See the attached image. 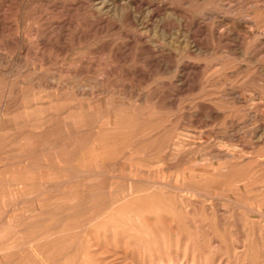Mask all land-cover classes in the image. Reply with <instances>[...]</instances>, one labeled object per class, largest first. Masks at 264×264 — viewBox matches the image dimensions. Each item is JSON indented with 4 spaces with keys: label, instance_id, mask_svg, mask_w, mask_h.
I'll return each mask as SVG.
<instances>
[{
    "label": "rangeland",
    "instance_id": "obj_1",
    "mask_svg": "<svg viewBox=\"0 0 264 264\" xmlns=\"http://www.w3.org/2000/svg\"><path fill=\"white\" fill-rule=\"evenodd\" d=\"M0 91V264H264V0H0Z\"/></svg>",
    "mask_w": 264,
    "mask_h": 264
},
{
    "label": "bare ground",
    "instance_id": "obj_2",
    "mask_svg": "<svg viewBox=\"0 0 264 264\" xmlns=\"http://www.w3.org/2000/svg\"><path fill=\"white\" fill-rule=\"evenodd\" d=\"M1 61H2V60H1ZM111 62H112V61H111ZM5 75H6V74H5ZM42 75H43V74H42ZM10 83H11V82H10ZM11 85H12V83H11ZM33 86H34V85H33ZM8 88H9V86L7 87V89H8ZM82 88H83V87H82ZM14 89H15V88H14ZM10 90H11V89H10ZM36 90H37V89H36ZM8 91H9V90H8ZM13 91H14V90H13ZM13 91H12V93H13ZM233 91H234V90H233ZM233 91H232V92H233ZM0 92H2V91H0ZM3 92H4V90H3ZM10 92H11V91H10ZM25 92H28V91H25ZM77 92H78V91H77ZM4 93H5V92H4ZM12 93H10V94H12ZM30 93H31V92H30ZM72 93H73V92H72ZM0 94H1V93H0ZM2 94H3V93H2ZM70 94H71V93H70ZM252 94H253V93H252ZM32 95H33V92H32ZM52 95H53V94H52ZM68 95H69V94H68ZM74 95H75V94H74ZM235 95H236V94H235ZM244 95H245V94H244ZM244 95H243V96H244ZM35 96H36V95H35ZM37 96H38V94H37ZM39 96H40V95H39ZM233 96H234V95H233ZM45 97H47V96H45ZM239 97H240V96H239ZM239 97H238V98H239ZM254 97H255V96H254ZM0 98H1V97H0ZM74 98H75V97H74ZM244 98H245V97H244ZM37 99H38V98H37ZM50 99H51V98H50ZM260 99H261V97H260ZM39 100H40V99H39ZM61 100H62V99H61ZM111 100H113V99L111 98ZM245 100H246V99H245ZM46 101H47V100H46ZM64 101H66V100H64ZM73 101H74V100H73ZM108 101H109V100H107V103H108ZM37 102H38V101H37ZM37 102H36V103H37ZM66 102H68V101H66ZM1 103H2V102H1ZM46 103H47V102H46ZM69 103H70V102H69ZM74 103H75V102H74ZM109 103H110V102H109ZM33 105H34V104H33ZM47 105H48V104H47ZM56 105H57V104H56ZM67 105H68V103H67ZM71 105H72V104H71ZM71 105L68 106V107H71ZM84 105H85V104H84ZM90 106H91V105H90ZM111 106H112V105H111ZM62 107H63V106H62ZM86 107H87V106H86ZM100 107H101V106H100ZM106 107H110V105H108V106L106 105ZM52 108H53V107H52ZM0 109H1V108H0ZM29 109H30V108H29ZM33 109H34V108H33ZM54 109H55V108H53V110H54ZM100 109H102V108H100ZM36 110H37V109H36ZM51 110H52V109H51ZM65 110H66V109H65ZM67 110H68V109H67ZM85 111H86V110H85ZM106 111H107V110H106ZM117 111H118V110H117ZM19 112H20V111H19ZM79 112H80V111H79ZM82 112H83V110H82ZM107 112H108V111H107ZM252 112H253V111H252ZM17 113H18V112H17ZM26 113H27V112H26ZM39 113H40V112H39ZM53 113H54V112H53ZM76 113H77V111H76ZM80 113H81V112H80ZM260 113H261V112H260ZM99 114H100V113H99ZM113 114H114V113H113ZM1 115H2V114H1ZM24 115H25V114H24ZM26 115H27V114H26ZM37 115H39V114H37ZM84 115H85V114H84ZM100 115H102V114H100ZM251 115H252V114H251ZM34 116H35V115H34ZM49 116H50V115H49ZM79 116H80V115H79ZM125 116H126V115H125ZM7 117H8V116H7ZM22 117H23V116H22ZM22 117H21V118H22ZM42 117H43V116H42ZM45 117H46V116H45ZM71 117H72V116H71ZM73 117H74V116H73ZM126 117H127V116H126ZM69 118H70V117H69ZM78 118H79V117H78ZM108 118H109V116H108ZM34 119H35V118H34ZM61 119H62V118H61ZM61 119L59 120L60 123H61ZM67 119H68V118H67ZM49 120H50V119H49ZM75 120H76V119H75ZM114 120H116V119H114ZM9 121H10V120H9ZM13 121H14V120H13ZM55 122H56V121H55ZM55 122H54V123H55ZM65 122H67V121H65ZM108 122H109V120H108ZM57 123H58V122H57ZM75 123H76V122H75ZM105 123H107V122H105ZM130 123H131V122H129V124H130ZM133 123H134V122H133ZM0 124H1V123H0ZM43 124H44V123H43ZM77 124H78V123H77ZM86 124H87V123H86ZM158 124H159V123H157L156 126H157ZM1 125H2V124H1ZM54 125H55V124H54ZM56 125H58V124H56ZM56 125H55V126H56ZM93 125H94V124H93ZM101 125H102V124H101ZM163 125H164V124H163ZM14 126H15V125H14ZM55 126H54V127H55ZM67 126H69V125H67ZM87 126H88V125H87ZM122 126H123V125H122ZM136 126H137V125H136ZM17 127H19V126H17ZM57 127H58V126H57ZM70 127H71V126H70ZM89 127H90V126H89ZM101 127H102V126H101ZM0 128H2V127H0ZM3 128H4V127H3ZM6 128H7V127H6ZM10 128H11V127H10ZM19 128H20V127H19ZM55 128H56V127H55ZM67 128H68V127H67ZM76 128H77V126H76ZM85 128H86V127H85ZM119 128H120V127H119ZM127 128H128V127H127ZM133 128H134V127H133ZM133 128H132V129H133ZM137 128H138V127H137ZM147 128H148V127H147ZM21 129H22V128H21ZM52 129H54V128H52ZM71 129H72V128H71ZM107 129H108V128H107ZM115 129H116V128H115ZM117 129H118V128H117ZM35 130H36V129H35ZM54 130H57V129H54ZM54 130H53V131H54ZM66 130H67V129H66ZM121 130H122V129H121ZM127 130H128V129H127ZM127 130H126V131H127ZM150 130L153 131L152 129H150ZM9 131L11 132V130H9ZM122 131H123V130H122ZM141 131H142V130H141ZM47 132H48V131H47ZM49 132H51V131H49ZM56 132H57V131H56ZM63 132H64V131H63ZM65 132H66V131H65ZM115 132H116V131H115ZM129 132H130V134H131V131H129ZM148 132H149V131H148ZM155 132H156V131H155ZM45 133H46V131L44 132V134H45ZM51 133H52V132H51ZM51 133H50V134H51ZM53 133H54V132H53ZM99 133H101V131H99ZM112 133H113V132H112ZM127 133H128V132H127ZM1 134H2V133H1ZM3 134H4V133H3ZM57 134H60V133H56L55 136H57ZM108 134H109V133H108ZM110 134H111V133H110ZM121 134H122V133H121ZM128 134H129V133H128ZM136 134H137V133H136ZM162 134H164V133L162 132ZM10 135H11V134H10ZM10 135H9V136H10ZM52 135H53V134H52ZM67 135H68V134H67ZM72 135H73V134H72ZM91 135H92V133H91ZM97 135H99V134H97ZM100 135H101V134H100ZM165 135L167 136V134H165ZM165 135H164V136H165ZM36 136H39V137H40L41 135L38 134V135H36ZM36 136H35V137H36ZM46 136H47V135H46ZM83 136H85V135H83ZM102 136H103V135H102ZM110 136H111V135H110ZM121 136H122V135H121ZM121 136H120V137H121ZM157 136H158V135H157ZM177 136H178V135H177ZM177 136H176V137H177ZM180 136H181V135H180ZM48 137H49V136H48ZM50 137H51V136H50ZM71 137H72V136H71ZM178 137H179V136H178ZM10 138H11V137H10ZM19 138H20V137H19ZM40 138H41V137H40ZM65 138H66V137H65ZM80 138H81V136H80ZM98 138H99V137H98ZM100 138H102V137H100ZM169 138H170V137H169ZM34 139H35V138H34ZM118 139H119V138H118ZM163 139H164V138H163ZM176 139H177V138H176ZM14 140H15V139H14ZM43 140H44V139H43ZM64 140H65V139H64ZM93 140H94V139H93ZM99 140H100V139H99ZM109 140H110V139H109ZM115 140H117V139H115ZM142 140H143V139H142ZM144 140H145V139H144ZM151 140H152V139H151ZM169 140H170V139H169ZM35 141H36V140H35ZM39 141H40V139H39ZM56 141H57V140H56ZM103 141H104V140H103ZM103 141H102V142H103ZM164 141H165V140H164ZM18 142H19V141H18ZM40 142H41V141H40ZM59 142H60V141H59ZM104 142H105V141H104ZM109 142H110V141H109ZM118 142H119V141H118ZM175 142H176V141H175ZM22 143H23V142H22ZM34 143H35V142H34ZM72 143H73V142H72ZM105 143H106V142H105ZM16 144H17V143H16ZM19 144H20V143H19ZM38 144H40V143H38ZM98 144H99V143H98ZM100 144H101V143H100ZM142 144H143V143H142ZM23 145H24V144H23ZM26 145H27V144H26ZM31 145H32V144H31ZM70 145H71V144H70ZM70 145H69V146H70ZM103 145H104V144H103ZM110 145H111V144H110ZM110 145H109V146H110ZM167 145H169V144L167 143ZM37 146H38V145H37ZM37 146H36V147H37ZM39 146H40V145H39ZM50 146H51V145H50ZM93 146H94V145H93ZM143 146H144V145H143ZM148 146H149V145H148ZM82 147H83V146H82ZM106 147H107V145H106ZM121 147H122V146H121ZM16 148H17V147H16ZM29 148H31V147H29ZM99 148H100V147H99ZM118 148H119V147H118ZM133 148H134V147H133ZM144 148H145V147H144ZM252 148H253V147H252ZM10 149H11V148H10ZM21 149H22V147H21ZM24 149H27V148H24ZM72 149H73V148H72ZM75 149H76V148H75ZM104 149H105V148H104ZM107 149H108V148H107ZM154 149H155V148H154ZM13 150H14V148H13ZM18 150H19V148H18ZM73 150H74V149H73ZM88 150H89V149H88ZM158 150H159V149H158ZM160 150H161V148H160ZM78 151H79V150H78ZM98 151H100V149H99ZM98 151H96V152H98ZM153 151H154V150H153ZM166 151H167V150H166ZM175 151H176V150H175ZM10 152H11V151H10ZM15 152H16V151H15ZM109 152H110V151H109ZM142 152H143V151H142ZM171 152H172V151H171ZM171 152H170V153H171ZM219 152H220V151H219ZM58 153H59V152H58ZM68 153H69V152H68ZM87 153H88V152H87ZM111 153H112V151H111ZM115 153H116V152H115ZM170 153H168V154H170ZM234 153H235V152H234ZM245 153H246V152H245ZM256 153H257V152H256ZM6 154H7V153H6ZM15 154H16V153H15ZM29 154H30V153H29ZM49 154H50V153H49ZM94 154H95V153H94ZM96 154H97V153H96ZM113 154H114V153H112V155H113ZM139 154H140V153H139ZM185 154H186V153H185ZM217 154H218V153H217ZM237 154H238V153H237ZM239 154H240V153H239ZM241 154H242V153H241ZM4 155H5V154H4ZM38 155H39V154H38ZM101 155H102V154H101ZM118 155L120 156V152H119ZM131 155H132V154H131ZM150 155H151V154H150ZM170 155H173V153H171ZM174 155H175V154H174ZM27 156H28V155H27ZM27 156H26V157H27ZM30 156H31V155H30ZM75 156H76V155H75ZM80 156H81V155H80ZM84 156H86V155H84ZM154 156H155V155H154ZM163 156H164V155H163ZM165 156H168V155L165 154ZM165 156H164V158H165ZM179 156H180V155H179ZM87 157H88V156H87ZM92 157H93V156H92ZM94 157H95V156H94ZM98 157H99V156H97V159H98L97 161L99 162L100 157H99V158H98ZM113 157L115 158L116 155H115V156L113 155ZM144 157H147V156H144ZM173 157H174V156H173ZM231 157H232V156H231ZM84 158H86V157H84ZM164 158H163V159H164ZM169 158H171V156H170ZM26 159H27V158H26ZM59 159H60V158H59ZM76 159H77V158H76ZM81 159H82V158H81ZM88 159H89V158H87V162L89 161ZM90 159H91V158H90ZM116 159H117V158H116ZM142 159H143V158H142ZM181 159H182V158H181ZM206 159L208 160V158H206ZM78 160H79V159H78ZM84 160H86V159H84ZM100 160H101V159H100ZM148 160H149V159H148ZM204 160H205V159H204ZM76 161H77V160H76ZM212 161H213V160H212ZM256 161H257V160H256ZM29 162H30V161H29ZM78 162H79V161H78ZM85 162H86V161H85ZM85 162L83 161V164H84ZM89 162L91 163V162H94V161H91V160H90ZM95 162H96V161H95ZM98 162H97V163H98ZM100 162H101V161H100ZM118 162H119V161H118ZM154 162H155V160H154ZM173 162H175V161H173ZM210 162H211V161H210ZM31 163H32V162H31ZM74 163H75V162H74ZM97 163H95V164H97ZM122 163H123V162H122ZM157 163H158V162H157ZM87 164H88V163H87ZM87 164H86V165H87ZM120 164H121V162H120ZM145 164L148 165L149 163H148V164L145 163ZM173 164H174V163H172V165H173ZM182 164H183V163H182ZM216 164H217V163H216ZM88 165H89V164H88ZM157 165H158V164H157ZM159 165H160V164H159ZM47 166L49 167V165H47ZM216 166H217V165H216ZM79 167H80V166H79ZM90 167H91V166H90ZM127 167H128V166H127ZM241 168H242V167H241ZM241 168L239 167L240 170H241ZM212 169H213V168H212ZM72 170H74V169H72ZM234 170H235V169H234ZM128 171H129V170H128ZM33 172H34V171H33ZM33 172H32V174H33ZM38 172H39V171H38ZM45 172H46V171H45ZM47 172H48V170H47ZM50 172H51V171H50ZM52 172H53V171H52ZM74 172H75V171H74ZM119 172H120V171H119ZM190 172H191V170H190ZM56 173H57V172H56ZM76 173H77V172H76ZM93 173H94V172H93ZM133 173H134V172H133ZM193 173H194V172H193ZM44 174H45V173H44ZM95 174H96V173H95ZM7 175H8V174H7ZM26 175H27V174H26ZM29 175H30V174H29ZM75 175H77V174H75ZM103 175H104V174H103ZM103 175H102V177H103ZM204 175H205V174H204ZM246 175H247V174H246ZM4 176H5V174H4ZM8 176H9V179L12 177V176L10 177V175H8ZM8 176H7V178H8ZM96 176L98 177V175H96ZM100 176H101V175H100ZM206 176H207V175H206ZM14 177H16V175H14ZM28 177H29V176H28ZM30 177H31V176H30ZM63 177H64V175H63ZM210 177H211V176H210ZM50 178H52V177H50ZM58 178H59V177H58ZM77 178H78V177H77ZM87 178H88V177H87ZM87 178H86V179H87ZM110 178H111V177H110ZM205 178L207 179V177H205ZM11 179H12V178H11ZM11 179H10V180H11ZM35 179H36V178H35ZM43 179H44V178H43ZM48 179H49V178H48ZM90 179H91V178H90ZM102 179H103V178H102ZM193 179H194V178H193ZM210 179H211V178H209V181H210ZM213 179H214V178H213ZM36 180H37V179H36ZM52 180H54V177H53ZM62 180H63V179H62ZM92 180H93V179H92ZM96 180H97V179H96ZM221 180H222V179H221ZM223 180H224V179H223ZM11 181H12V180H11ZM15 181H16V180H15ZM54 181H56V180H54ZM75 181H77V180H75ZM88 181H89V180H88ZM98 181H99V180H98ZM126 181H127V180H126ZM171 181H172V180H171ZM218 181H220V180H218ZM5 182H6V181H5ZM13 182H14V181H13ZM33 182H34V181H33ZM90 182H92V181H90ZM146 182H147V181H146ZM10 183H11V182H10ZM15 183H16V182H15ZM48 183H49V182H48ZM77 183H78V182H77ZM81 183H82V182H81ZM97 183H98V182H97ZM99 183H100V181H99ZM219 183L222 184L223 182L220 181ZM234 183H235V182H234ZM234 183H233V184H234ZM25 184H26V183H25ZM50 184H51V183H50ZM52 184H53V183H52ZM235 184H237V183H235ZM208 185H209V184H208ZM52 186H53V185H52ZM242 186H243V185H242ZM6 187H7V186H6ZM25 187H26V186H25ZM106 187H108V186H106ZM153 187H154V186H153ZM207 187H208V186H207ZM10 188H11V187H10ZM16 188H17V187H16ZM48 188L51 189L49 186H48ZM242 188H243V187H242ZM11 189H12V188H11ZM23 189H24V188H23ZM35 189H36V188H35ZM87 189H88V188H87ZM96 189H97V188H96ZM150 189H151V188H150ZM148 190H149V189H148ZM11 191H12V190H11ZM54 191H55V190H54ZM107 191H108V190H107ZM5 192H6V191H5ZM7 192H9V191H7ZM23 192H24V190H23ZM55 192H56V191H55ZM147 192H148V191L143 192V193H147ZM13 193H14V192H13ZM114 193H115V191H114ZM114 193H113V194H114ZM143 193H142V194H143ZM189 193H190V192H189ZM3 194H4V193H3ZM93 195H94V194H93ZM107 195H108V194H107ZM138 195H141V194H138ZM198 195H199V194H198ZM205 195H206V194H205ZM109 196H110V195H109ZM263 196H264V195H263ZM4 197H5V196H4ZM19 197H20V196H19ZM19 197H18V198H19ZM40 197H41V196H40ZM53 197H54V196H53ZM55 197H56V196H55ZM69 197H70V196H68V199H71V198H69ZM95 197H96V196H95ZM98 197H99V196H98ZM100 197H101V195H100ZM110 197H111V196H110ZM6 198H8V197H6ZM12 198H13V197H12ZM34 198H35V197H34ZM66 198H67V197H66ZM8 199H9V198H8ZM8 199H7V201H8ZM60 199H61V198H60ZM60 199H59V200H60ZM145 199H146V198H145ZM169 199H170V198H169ZM180 199H181V198H180ZM262 199H263V198H262ZM9 200H10V199H9ZM15 200H16V199H15ZM55 200L57 201V199H55ZM63 200H64V199H63ZM63 200L61 199L60 201H63ZM140 200H141V199H140ZM66 201H67V199H66L64 202L66 203ZM133 201H134V200H132V203H133ZM142 201H143V200H142ZM145 201H146V200H145ZM145 201H143V202H145ZM5 202H6V201H5ZM15 202H16V201H15ZM15 202H14V204H15ZM27 202H29V201H27ZM57 202H59V201H57ZM143 202H142V203H143ZM163 202H164V201H163ZM169 202H170V200H169ZM173 202H174V201H173ZM230 202H231V201H230ZM249 202H250V201H249ZM23 203H25V202H23ZM30 203H31V202H30ZM60 203H63V202H60ZM87 203H88V202H87ZM251 203H253V200L251 201ZM3 204H4V203H3ZM19 204H20V203H19ZM37 204H38V203H37ZM43 204H44V203H43ZM45 204H46V203H45ZM57 204H58V203H57ZM68 204H69V202H68ZM80 204H81V203H80ZM82 204H83V203H82ZM172 204H173V203H172ZM183 204H184V203H183ZM1 205H2V204H1ZM5 205H7V206L9 205V206H10V205H12V204H11L10 202H9V204H8V202H7V203H5ZM50 205H51V204H50ZM58 205H59V204H58ZM83 205H84V204H83ZM92 205H93V204H92ZM232 205H233V204H232ZM251 205H253V204H251ZM23 206H24V205H23ZM32 206H33V205H32ZM51 206H52V205H51ZM90 206H91V202H90ZM147 206H149V205H147ZM159 206H161V205H159ZM172 206H173V205H172ZM187 206H188V205H187ZM234 206H235V205H234ZM13 207H14V206H13ZM37 207H39V206H37ZM59 207H60V206H59ZM91 207H92V206H91ZM142 207H143V206H142ZM16 208H17V207H16ZM34 208H35V207H34ZM87 208H88V207H87ZM99 208H100V207H99ZM144 208H145V207H144ZM171 208H172V207H171ZM188 208H189V207H188ZM188 208H187V209H188ZM212 208H213V207H212ZM17 209H18V208H17ZM36 209H37V208H36ZM52 209H53V208H52ZM54 209H55V208H54ZM57 209H58V208H57ZM142 209H143V208H142ZM164 209H165V208H164ZM172 209H173V208H172ZM174 209H175V208H174ZM234 209H235V207H234ZM34 210H35V209H34ZM92 210H94V209L92 208ZM92 210H88V209H87V211H92ZM100 210H101V209H100ZM21 211H22V210H20V212H17V213H21ZM35 211H36V210H35ZM104 211H105V210H104ZM147 211H148V210H147ZM156 211H158V210H156ZM185 211H186V210H185ZM26 212H27V211H26ZM38 212H39V210H38ZM187 212H188V211H187ZM187 212H186V213H187ZM14 213H16V212H14ZM17 213H16V214H17ZM63 213H64V212H63ZM176 213H177V212H176ZM32 214H33V213H32ZM43 214H44V213H43ZM50 214H51V211H50ZM50 214H49V215H50ZM102 214H103V212H102ZM5 215H6V214H5ZM9 215H10V213H9ZM11 215H12V214H11ZM18 215H19V214H18ZM115 215H116V214H115ZM257 215H258V214H257ZM7 216H8V215H7ZM38 216H39V215H38ZM251 216H252V215H251ZM259 216H260V215H259ZM32 217H33V216H32ZM36 217H37V216H36ZM40 217H41V216H40ZM45 217H46V216H45ZM50 217H52V216H50ZM3 218H4V217H3ZM5 218H6V216H5ZM25 218H26V217H25ZM117 218H118V217H117ZM256 218H257V217H256ZM39 219H40V218H39ZM89 219H90V218H89ZM118 219H119V218H118ZM156 219H157V218H156ZM261 219H262V218H261ZM44 220H45V219H44ZM119 220H120V219H119ZM164 220H165V219H164ZM184 220H185V219H184ZM14 221H15V220H14ZM24 221H25V220H24ZM91 221H92V219H91ZM109 221H110V220H109ZM117 221H118V220H117ZM152 221H153V220H151V222H152ZM26 222H27V221H26ZM67 222H68V221H67ZM71 222H72V221H71ZM101 222H102V221H101ZM101 222H100L99 224H101ZM153 222H154V221H153ZM44 223H45V222H44ZM119 223H122V222H119ZM154 223H155V222H154ZM159 223H160V222H159ZM155 224H156V223H155ZM155 224H154V225H155ZM167 224H168V222H167ZM169 224H170V223H169ZM60 225H62V224H60ZM122 225L125 226L123 223H122ZM162 225H163V224H162ZM73 226H74V225H72L71 227H73ZM75 226H76V225H75ZM110 226H111V225H110ZM155 226H156V225H155ZM157 226H158V225H157ZM172 226H173V225H172ZM172 226H171V228H172ZM8 227H9V226H8ZM33 227H34V226H33ZM35 227H36V226H35ZM71 227H70V228H71ZM163 227H164V226H163ZM37 228H38V226H37ZM43 228H44V227H43ZM63 228H64V227H63ZM65 228H68V226H66ZM130 228H131V227H130ZM169 228H170V227H169ZM24 229H25V228H24ZM47 229H48V228H47ZM156 229H157V228H156ZM15 230H16V229H15ZM38 230H39V229H38ZM40 230H41V229H40ZM158 230H159V229H158ZM22 231H23V230H22ZM66 231H67V230H66ZM68 231H69V230H68ZM77 231H79V230H77ZM114 231H115V230H114ZM174 231H175V230H174ZM47 232H48V231H47ZM103 232H104V231H103ZM37 233H38V232H37ZM71 233H72V232H71ZM71 233H70V234H71ZM14 234H15V233H14ZM30 234H31V233H30ZM38 234H39V233H38ZM66 234H67V233H66ZM93 234H94V233H93ZM56 235H57V234H56ZM72 235H73V234H72ZM168 235H169V234H168ZM47 236H49V234H48ZM50 236H51V235H50ZM69 236H70V235H69ZM69 236H66V237H69ZM94 236H95V235H94ZM129 236H130V235H129ZM162 236H163V235H162ZM230 236H231V235H230ZM36 237H37V236H36ZM36 237H35V239H36ZM42 237H43V236H42ZM39 238H40V237H39ZM51 238H52V237H51ZM57 238H58V237H57ZM80 238H81V237H80ZM95 238H96V237H95ZM14 239H15V238H14ZM28 239H29V238H28ZM55 239H56V238H55ZM81 239H82V238H81ZM113 239H114V238H113ZM31 240H32V239H31ZM59 240H60V239H59ZM95 240H97V239H95ZM152 240H153V239H152ZM33 241H34V240H33ZM39 241H40V240H39ZM39 241H38V242H39ZM46 241H47V240H46ZM124 241H125V240H124ZM22 242H23V241H22ZM50 242H51V241H50ZM85 242H86V240H85ZM85 242H84V243H85ZM113 242H114V240H113ZM12 243H13V242H12ZM30 243H31V242H30ZM30 243H29V244H30ZM66 243H67V242H66ZM88 243H89V241H88ZM122 243H123V242H122ZM14 244H15V243H14ZM22 244H23V243H22ZM27 244H28V243H27ZM46 244H47V243H46ZM67 244L69 245V243H67ZM49 245H50V244H49ZM64 245H65V246H64ZM64 245H63V246L66 247V244H65V243H64ZM70 245H71V244H70ZM82 245H83V244H82ZM97 245H99V244H97ZM124 245H125V243H124ZM10 246H11V245H10ZM45 246H46V245H45ZM50 246H52V244H51ZM88 246H89V245H88ZM24 247H25V246H24ZM34 247H35V246H34ZM39 247H40V245H39ZM84 247H85V245H84ZM44 248H45V247H44ZM53 248H54V247H53ZM67 248H68V247H67ZM78 248H79V247H78ZM88 248H89V247H88ZM105 248H106V247H105ZM105 248H104V249H105ZM24 249H25V248H24ZM85 249H86V248H85ZM85 249H84V250H85ZM31 250H32V249H31ZM56 250H57V249H56ZM62 250H63V249H62ZM77 250H78V249H77ZM84 250H83V251H84ZM86 250H87V249H86ZM106 250H108V249L106 248ZM106 250H105V251H106ZM121 250H122V249H121ZM2 251H3V250H2ZM27 251H28V250H27ZM35 251H36V250H35ZM52 251H54V249H53ZM63 251H64V250H63ZM83 251H81V252H83ZM108 251H110V250H108ZM123 252H124V251H123ZM32 253H33V251H32ZM37 253H38V252H37ZM49 253H50V252H49ZM69 253H70V252H69ZM88 253H90V252H88ZM92 253H93V252H92ZM132 253H133V252H132ZM7 254H8V253H7ZM41 254H42V253H41ZM50 254H51V253H50ZM56 254H58V253H56ZM77 254H78V253H77ZM79 254H80V253H79ZM82 254H83V253H82ZM86 254H87V253H86ZM119 254H120V253H119ZM36 255H37V254H36ZM62 255H63V254H62ZM70 255H72V254L70 253ZM74 255H75V254H74ZM88 255H89V254H88ZM122 255H123V254H122ZM34 256H35V255H34ZM72 256H73V255H72ZM78 256H79V255H78ZM124 256H125V255H124ZM124 256H123V257H124ZM27 257H28V256H27ZM27 257H26V258H27ZM61 257H62V256H61ZM68 257H70V256H68ZM68 257H67V260H69ZM131 257H132V256H131ZM1 258H2V257H1ZM50 258H51V257H50ZM55 258H56V257H55ZM112 258H113V257H112ZM114 258H116V257L114 256ZM34 259H35V258H34ZM76 259H77V258H76ZM122 259H123V258H122ZM125 259H126V258H125ZM30 260H31V259H30ZM38 260H39V259H38ZM51 260H52V259H51ZM97 261H98V260H97ZM118 261H119V260H118ZM120 261H121V259H120ZM126 261H127V260H126ZM28 262H29V261H28ZM40 262H41V261H40ZM52 262H53V261H52ZM102 262H103V260H102ZM105 262H106V261H105ZM115 263H116V262H115ZM6 264H7V263H6ZM39 264H40V263H39ZM64 264H65V263H64ZM104 264H105V263H104ZM111 264H112V263H111Z\"/></svg>",
    "mask_w": 264,
    "mask_h": 264
}]
</instances>
